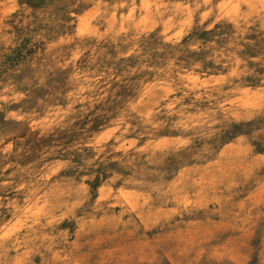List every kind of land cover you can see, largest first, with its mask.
I'll list each match as a JSON object with an SVG mask.
<instances>
[{
	"label": "clouds",
	"instance_id": "1",
	"mask_svg": "<svg viewBox=\"0 0 264 264\" xmlns=\"http://www.w3.org/2000/svg\"><path fill=\"white\" fill-rule=\"evenodd\" d=\"M84 2L43 0L39 19L16 20L20 39L34 36L47 50L7 69L0 84V177L12 169L0 181V264H264V76L240 79L251 73L237 55L238 37L264 33V0H119L115 7L129 11L117 35L135 30L138 40L159 21L175 57L223 45L231 66L203 81L174 58L166 68H133L132 75L156 71L157 81L138 79V97L122 106L100 84L103 74L76 67L88 49L77 45L70 59L59 50L81 31L50 42ZM0 7L19 6L0 0ZM194 28L208 40L192 35L182 45ZM15 42L16 32L0 23V44ZM133 54L138 46L117 58ZM192 88L204 111L176 98ZM190 107L195 115L185 114ZM28 127L43 139H21Z\"/></svg>",
	"mask_w": 264,
	"mask_h": 264
},
{
	"label": "rangeland",
	"instance_id": "2",
	"mask_svg": "<svg viewBox=\"0 0 264 264\" xmlns=\"http://www.w3.org/2000/svg\"><path fill=\"white\" fill-rule=\"evenodd\" d=\"M118 2L119 0H85L84 3L74 10L76 12L75 17L65 16L66 23L61 26L58 33L55 35L52 33L49 34L51 42L52 39L58 38V34L66 33L68 36H75L77 30L83 33V36L77 37L75 41L61 45L59 50L62 51V54L66 58L70 59L71 52L76 49L77 45L88 49L84 52L80 60L75 62L76 67L82 73L103 74L104 79L100 80V84L107 89L110 100L112 99V94L115 93L117 100L121 102L122 106L123 101L138 97V92L132 85L138 79H143L145 76L147 77L146 83H155L158 73L156 71H138L135 75H132L131 69L142 68L145 64L148 68L159 69L162 66L166 68L170 58L176 59V67L183 64V67L187 70V74L190 76H199L202 81L205 79V74L207 76L228 74L231 66L229 68L224 67L228 63L226 58L228 53L222 51L223 45L216 52L210 51L203 55L193 54L196 56L195 59H192L187 54H182L177 58L175 57L176 50L173 48V45L163 35L165 26L159 21L156 22L150 31L140 34L138 40L133 39V36L136 35L135 30L127 34L120 33L117 35L120 25L124 23L123 17L129 11L128 8H116L115 5ZM17 4L19 7L15 10L10 7H0V23L9 26L16 32L18 37V42H15V48L8 46L7 50H5V46L0 44V84L2 85H7L8 79L10 78L7 69L15 70L22 65L31 63V60L35 58L34 54L38 48L43 51L47 50L43 41L33 43L34 36H24L20 39L23 30L16 24L17 18L22 16H33L39 19L36 13L42 8L43 0H17ZM139 4L140 0H137V5ZM24 5H27L28 8H24ZM28 9L32 11L29 12ZM136 16L139 17V12L136 13ZM21 23H23V20H21ZM221 23H224V21ZM220 26L218 24L217 28ZM228 26L229 28L232 27L231 24ZM145 27H149V25ZM37 28L39 29L40 26L38 25ZM109 28H111V31H109ZM97 29L98 31H96ZM33 31H37V29H33ZM11 34L12 32L7 30L4 33V35L8 36ZM168 35H172V33H168ZM192 35H198L204 41H207L209 38V33L203 30L197 31L194 28L192 32L183 37L180 43L182 45L187 44ZM238 39L243 51L237 52V55L248 61V69L251 73L250 75L241 76L240 79L253 81L257 73L264 76V60L261 63L256 62L257 57H264V33L257 34L254 30L250 29L249 32L242 35V38L238 37ZM245 41H249V43L246 44ZM29 45H32V47H29ZM133 46H138L140 50L139 56L133 54L127 58H117L119 53L127 52ZM218 57L220 58L219 63H217ZM195 63H200L201 68L194 69L193 65ZM64 71L71 73L73 71L72 64H69ZM173 75L175 74L173 73ZM109 76H111V79L105 84V79ZM2 90L3 87L0 86V91ZM200 91H203V89L201 88ZM184 92H187L188 95H184ZM184 92H177L175 94L176 98L183 96V104L193 105L195 102V107H200V110L204 111L207 104L204 103L201 107V102L195 100L194 88L185 89ZM169 99H172V97H169ZM4 107L6 110H10L14 109L16 105L9 104L4 105ZM97 108H99V105H97ZM185 114L195 115V109L190 107ZM89 115H92V113ZM3 116L4 113H0V121L3 120ZM87 119L88 117H85V120ZM96 122L99 123V120ZM37 137L43 139V137H40L39 129L33 130L28 127L26 131L21 133V139L26 138L29 142L35 140ZM8 142L5 141V143ZM16 143L19 144V141L17 140ZM12 159L15 158L12 157ZM11 172L12 169H9L8 172L4 173L3 177H0V181L7 178ZM14 195L15 193H8L10 198Z\"/></svg>",
	"mask_w": 264,
	"mask_h": 264
}]
</instances>
